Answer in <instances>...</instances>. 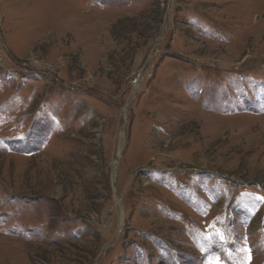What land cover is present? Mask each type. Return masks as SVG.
I'll use <instances>...</instances> for the list:
<instances>
[{
  "label": "rangeland",
  "instance_id": "obj_1",
  "mask_svg": "<svg viewBox=\"0 0 264 264\" xmlns=\"http://www.w3.org/2000/svg\"><path fill=\"white\" fill-rule=\"evenodd\" d=\"M262 198L264 0H0V264H264Z\"/></svg>",
  "mask_w": 264,
  "mask_h": 264
},
{
  "label": "snow or ice",
  "instance_id": "obj_2",
  "mask_svg": "<svg viewBox=\"0 0 264 264\" xmlns=\"http://www.w3.org/2000/svg\"><path fill=\"white\" fill-rule=\"evenodd\" d=\"M262 199H264V198H262ZM245 251L248 253L246 264H250V259H251L250 250H245ZM210 264H220V262L218 260H216V261L210 262Z\"/></svg>",
  "mask_w": 264,
  "mask_h": 264
}]
</instances>
